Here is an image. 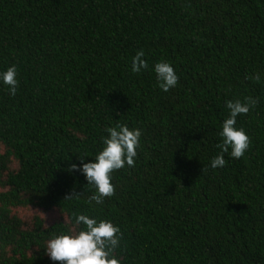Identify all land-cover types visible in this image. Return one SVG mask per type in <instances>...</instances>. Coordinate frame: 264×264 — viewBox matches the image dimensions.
I'll return each instance as SVG.
<instances>
[{"label": "trees", "instance_id": "trees-1", "mask_svg": "<svg viewBox=\"0 0 264 264\" xmlns=\"http://www.w3.org/2000/svg\"><path fill=\"white\" fill-rule=\"evenodd\" d=\"M140 50L149 68L133 73ZM161 60L179 77L167 92ZM13 64L16 94L0 84V264H62L44 248L79 213L119 227L120 264H264V0H0V70ZM249 97L236 123L249 148L212 169L227 102ZM118 123L142 129L135 164L90 205L95 190L68 166L94 160ZM29 207L59 217L28 225L14 210Z\"/></svg>", "mask_w": 264, "mask_h": 264}, {"label": "clouds", "instance_id": "clouds-1", "mask_svg": "<svg viewBox=\"0 0 264 264\" xmlns=\"http://www.w3.org/2000/svg\"><path fill=\"white\" fill-rule=\"evenodd\" d=\"M143 50L137 51L131 61V71L140 73L149 68L144 59ZM152 71L160 89L167 92L177 86L179 77L170 62L161 60L154 64ZM16 65H10L0 70V84L7 87L10 95H15L19 81ZM256 104V100L249 97L246 102L240 100L228 101L226 108L229 115L221 125L219 136L221 142L217 145L220 154L210 161L212 169L223 168L226 164L224 153H229L234 159L244 156L250 145V138L242 128H237V117L247 114ZM106 136L102 137V148L95 159L85 162L78 159V163H71L67 171L84 176L87 185L93 188L94 194L88 198L90 205H102L106 197L114 194L111 183L115 170L131 168L135 164L137 149L140 146L142 129L129 128L126 124H116L104 129ZM73 193L67 199L78 197ZM75 226H82L75 230ZM121 234L118 226L106 219H98L87 214H74V229L66 234H54L44 248L45 254L53 262L62 264H120L115 255L120 247Z\"/></svg>", "mask_w": 264, "mask_h": 264}, {"label": "rangeland", "instance_id": "rangeland-1", "mask_svg": "<svg viewBox=\"0 0 264 264\" xmlns=\"http://www.w3.org/2000/svg\"><path fill=\"white\" fill-rule=\"evenodd\" d=\"M0 153H2V150L0 149ZM15 214L18 218H20L22 221H24L26 224L30 225L34 219V217H39L42 219L45 223V225L52 224L59 215L56 212H42L39 209L36 208H19L14 210Z\"/></svg>", "mask_w": 264, "mask_h": 264}]
</instances>
